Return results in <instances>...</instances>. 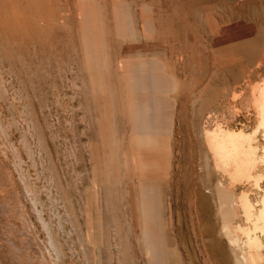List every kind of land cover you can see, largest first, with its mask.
I'll use <instances>...</instances> for the list:
<instances>
[{"label":"rangeland","instance_id":"rangeland-1","mask_svg":"<svg viewBox=\"0 0 264 264\" xmlns=\"http://www.w3.org/2000/svg\"><path fill=\"white\" fill-rule=\"evenodd\" d=\"M263 90L264 0H0V264H208L161 208Z\"/></svg>","mask_w":264,"mask_h":264},{"label":"bare ground","instance_id":"bare-ground-1","mask_svg":"<svg viewBox=\"0 0 264 264\" xmlns=\"http://www.w3.org/2000/svg\"><path fill=\"white\" fill-rule=\"evenodd\" d=\"M255 103L258 128L254 131L229 129L220 123L204 127L210 169L203 176L197 175L196 156L190 151L185 159L189 173L183 176L182 186L170 183L161 208L169 231L181 234L190 248L204 251L208 264H231L223 236L241 249L242 259L233 264H264V151H260L257 139L258 129H264V90ZM143 113L138 111L145 138L149 120H144ZM146 211L142 203L143 216ZM50 241V250L38 249L40 257L46 264H60L62 247L51 235ZM18 242L24 245L25 240ZM8 248L9 262L18 263L14 245L10 243Z\"/></svg>","mask_w":264,"mask_h":264}]
</instances>
